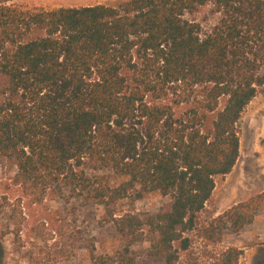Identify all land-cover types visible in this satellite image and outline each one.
<instances>
[{
  "label": "trees",
  "instance_id": "16d2710c",
  "mask_svg": "<svg viewBox=\"0 0 264 264\" xmlns=\"http://www.w3.org/2000/svg\"><path fill=\"white\" fill-rule=\"evenodd\" d=\"M13 1L0 0L7 185L29 206L95 207L121 246L97 253L89 239L73 250L87 264H138L130 249L145 241L150 258L174 264L264 87V0ZM152 193L169 209L142 216L132 206ZM262 202L264 191L226 211L232 230Z\"/></svg>",
  "mask_w": 264,
  "mask_h": 264
},
{
  "label": "rangeland",
  "instance_id": "374dc122",
  "mask_svg": "<svg viewBox=\"0 0 264 264\" xmlns=\"http://www.w3.org/2000/svg\"><path fill=\"white\" fill-rule=\"evenodd\" d=\"M116 1L13 2L26 7L53 8ZM263 118L264 87L246 106L237 123L241 149L235 166L229 174L216 178L210 199L197 214L195 228L186 233L189 249L180 251L174 264H226L228 258L235 257L234 250L239 254L233 264H264V202L254 211L252 222L237 232L232 230L226 213L264 191V139H258V145L252 148L243 144L248 132L247 123L260 121L262 124ZM8 172L4 163L0 162V264H87L85 251L79 250L75 254L73 250L89 243V239L96 242L97 253L112 252L121 246L113 229L97 225L99 211L95 207L77 208L73 203H64L57 198L46 206H29L24 199H19L15 189L7 185ZM132 207L142 216L152 215L168 210L169 200L152 193ZM76 226L80 228L79 234L75 231ZM148 247V241L131 247V254L138 264H164L162 259L148 256Z\"/></svg>",
  "mask_w": 264,
  "mask_h": 264
},
{
  "label": "crops",
  "instance_id": "0c3cea01",
  "mask_svg": "<svg viewBox=\"0 0 264 264\" xmlns=\"http://www.w3.org/2000/svg\"><path fill=\"white\" fill-rule=\"evenodd\" d=\"M261 110V109H260ZM264 119V118H263ZM263 119H262V121H263ZM260 121H257V123H256V125H255V127L253 126V127H251L250 128V126H249V124L250 123H253L252 121L250 122H248L247 123V125H246V127H247V129H248V132L245 134V136H244V142H243V144L246 146H248L247 148H252V147H256L258 144H257V142H258V139H260V140H262V139H264V137H257V135H256V133L258 134V131H259V129H261V127H262V124H260L259 123ZM241 149V148H240ZM245 157H247V155H245Z\"/></svg>",
  "mask_w": 264,
  "mask_h": 264
},
{
  "label": "bare ground",
  "instance_id": "6f19581e",
  "mask_svg": "<svg viewBox=\"0 0 264 264\" xmlns=\"http://www.w3.org/2000/svg\"><path fill=\"white\" fill-rule=\"evenodd\" d=\"M250 122H251V121H250ZM255 125H256V123H254V122L249 124L250 128L253 127V126L255 127ZM256 135H257V137H258V136H261V137L264 136V119H263V121H262V127H261V129H259L258 134L256 133ZM259 173H261V172H259ZM261 174H262V173H261ZM235 195H236V194H235ZM233 196H234V195H233ZM231 198H233V197H231ZM233 199H234V198H233Z\"/></svg>",
  "mask_w": 264,
  "mask_h": 264
}]
</instances>
